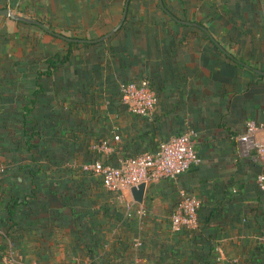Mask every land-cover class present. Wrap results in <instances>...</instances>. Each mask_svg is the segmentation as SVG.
<instances>
[{"label":"crops","instance_id":"obj_1","mask_svg":"<svg viewBox=\"0 0 264 264\" xmlns=\"http://www.w3.org/2000/svg\"><path fill=\"white\" fill-rule=\"evenodd\" d=\"M126 1L0 0V9L94 41L118 25ZM159 1L129 0L121 28L91 44L0 16V264H264V192L255 183L264 158L239 141L247 122L263 119L264 0ZM66 43L70 62L48 68ZM140 79L157 94L151 119L119 98L120 83ZM24 115L38 124L37 163ZM186 133L199 164L146 185L141 205L80 171ZM255 138L264 145L263 131ZM97 142L110 151L94 152ZM181 191L202 205L194 229L172 231ZM11 199L21 202L13 222Z\"/></svg>","mask_w":264,"mask_h":264},{"label":"built area","instance_id":"obj_2","mask_svg":"<svg viewBox=\"0 0 264 264\" xmlns=\"http://www.w3.org/2000/svg\"><path fill=\"white\" fill-rule=\"evenodd\" d=\"M118 93L121 103L134 116L151 119L158 109L157 94L147 79L122 82L118 86ZM259 131L264 132V112L261 122L246 123L245 133L239 137V141L254 147L259 157L264 158V145L255 138ZM191 138V133L171 137L159 143L155 151L121 159L117 166L95 160L82 164L79 168L82 173L98 178L107 191L121 195L123 191H130L141 184L148 185L159 179H176L198 165L200 159ZM114 140L118 141L119 137L115 136ZM91 149L94 152L110 151L105 142H97ZM6 172L7 166L0 164V175H5ZM255 183L258 189L264 192V173L256 176ZM201 205L200 199L181 191L169 219L170 229L172 231H179L182 228L194 229L197 226V213Z\"/></svg>","mask_w":264,"mask_h":264},{"label":"trees","instance_id":"obj_3","mask_svg":"<svg viewBox=\"0 0 264 264\" xmlns=\"http://www.w3.org/2000/svg\"><path fill=\"white\" fill-rule=\"evenodd\" d=\"M72 44L71 43H66V48L65 51L63 53V55H59L56 54L54 56H52L51 58L46 60V63L48 65V68L53 67V68H59V66L57 67L56 65L59 64L60 66H65L67 63L70 62V58H72L74 56V50H72L71 48ZM72 82L76 83L75 80H73ZM82 89H78L76 91L79 92L77 96H81L83 95V92L81 91ZM29 112H27L28 114ZM22 126H23V133L25 136H27V140L25 141V145L27 146V148H29V150L33 151L32 156H33V162L37 163L38 159H41L43 157V154L39 151V149L37 148V145H35L33 143L34 141V137H36L38 135L37 132V121L36 120H27L25 118L24 115V120L22 121ZM43 126H48V125H43ZM178 136V135H176ZM12 142V140H11ZM35 155L37 156V159L35 160ZM45 157H47V159H49L50 157L48 155H45ZM95 160H92L91 162H93ZM35 168H31L28 170V173L31 175V177H33V174L35 173L34 170ZM38 173V170L36 171ZM43 174H46L45 172H43ZM47 175V174H46ZM110 192V191H109ZM114 193V192H111ZM118 196V193H115ZM12 203L8 204V213H9V222H13L12 220V215L13 212L16 208L17 205L21 204V202L17 201V200H13L11 199ZM23 206H27V201L22 204ZM12 226V225H10Z\"/></svg>","mask_w":264,"mask_h":264},{"label":"water","instance_id":"obj_4","mask_svg":"<svg viewBox=\"0 0 264 264\" xmlns=\"http://www.w3.org/2000/svg\"><path fill=\"white\" fill-rule=\"evenodd\" d=\"M128 3H129V0L126 1L125 7H124V11H123V15H122V18H121L120 22L118 23V25L111 32H109L108 34H106V35H104V36H102L99 39L94 40V41L93 40H73V39L65 38V37H63V36H61L59 34L51 33L39 21L19 16L17 14H14L13 12H11V10H9V9H0V16L6 17V18L11 19L13 21L22 22V23H25V24L36 25V26L40 27L41 29H43L44 31H46L48 33H51L54 36H56L58 38H61L63 40H66L68 42L91 44V43H98V42L106 41L107 39H109L113 34H115L121 28V26L123 25V23H124V21L126 19V15H127V11H128ZM159 4L163 8V4H162L161 0L159 1ZM182 23L188 24V23H185V22H182ZM194 25H196V24H194ZM213 42L219 48L220 51L225 53V51L215 41H213ZM256 72L258 74L264 76V72H260V71H256ZM145 189H146V185L145 184H141L138 187H133V188L130 189L131 196H132L133 201L135 203H138L140 205L143 203Z\"/></svg>","mask_w":264,"mask_h":264},{"label":"rangeland","instance_id":"obj_5","mask_svg":"<svg viewBox=\"0 0 264 264\" xmlns=\"http://www.w3.org/2000/svg\"><path fill=\"white\" fill-rule=\"evenodd\" d=\"M1 147H2V145H0V150H1Z\"/></svg>","mask_w":264,"mask_h":264}]
</instances>
